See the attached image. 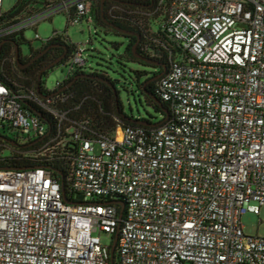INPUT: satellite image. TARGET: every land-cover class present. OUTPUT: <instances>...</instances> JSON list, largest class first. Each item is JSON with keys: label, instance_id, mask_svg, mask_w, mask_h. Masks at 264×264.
Listing matches in <instances>:
<instances>
[{"label": "built area", "instance_id": "built-area-1", "mask_svg": "<svg viewBox=\"0 0 264 264\" xmlns=\"http://www.w3.org/2000/svg\"><path fill=\"white\" fill-rule=\"evenodd\" d=\"M52 2L0 24V40L73 7V23L95 33L90 0ZM158 5L181 49L158 83L171 118L153 129L118 121L110 136L77 130L68 195L43 166L0 167V264H110L102 234L117 231L118 264H264V237L242 223L264 206V0ZM91 42L74 43L57 86L86 64ZM56 94L14 91L0 78V129L45 136L18 100L63 122L66 112L48 104Z\"/></svg>", "mask_w": 264, "mask_h": 264}, {"label": "trees", "instance_id": "trees-1", "mask_svg": "<svg viewBox=\"0 0 264 264\" xmlns=\"http://www.w3.org/2000/svg\"><path fill=\"white\" fill-rule=\"evenodd\" d=\"M90 3L96 35L102 31H112L128 40L124 54H117V60L120 63L124 59L130 60L150 69H133L131 72L139 91L145 92L143 96L146 103L160 113V119H153L154 116L151 115L149 118L127 115L121 107L119 91L116 86L118 80L111 78L108 72L93 68L88 63V58L91 56L89 54H87L86 64L77 67L74 73L67 80L58 84L56 88L60 89L66 86L75 78L72 84L58 92L48 102L52 108L66 112L63 122H59L57 117L36 101L25 98L18 100L27 111L41 119L46 125L47 134L31 138L10 125L5 128L1 127L4 131L8 130L9 132L6 133L5 131L3 134L0 132V167L43 166L51 171L55 180L61 183L67 195L74 169L77 130L86 136H110L118 121L140 126L144 129H153L171 118V109L168 102L161 97L158 83L159 79L169 71L171 61L181 51L180 46L168 36L163 28V23L167 18V7H160L158 0H104L103 9L102 0H90ZM52 4L53 2L50 0H17L11 10L4 12L0 24H9L16 19L32 16ZM75 8L73 7L69 12L58 11L67 15L68 25L73 23ZM46 18H51V16ZM116 27L131 31L134 34L125 33ZM30 28L36 30V26ZM26 29L20 30L6 39L17 41V37L20 36L25 40L24 31ZM1 42L2 40H0ZM74 43L66 32H55L36 51L43 50L45 45L53 47L30 68L20 71L16 69V63L12 62L10 65L8 61L13 46L3 44L0 54V78L14 91H26L32 86L37 90L40 69L63 54L65 56L58 64H65L75 51ZM134 44H136V52L139 56L134 55L132 49ZM114 46L117 48L119 45L114 43ZM89 50L90 48L87 49V51ZM110 60L112 59L110 58ZM49 70L42 73L40 81L42 95L50 93V90L43 83V76ZM161 73L163 74L160 77L155 78ZM108 82L113 84L117 90L118 103L114 90ZM44 102L47 101L44 100ZM121 113L125 117H122ZM136 120L143 122V124L136 123ZM9 133H13L14 136H9ZM5 138L17 144L14 145ZM6 151H9V154H4ZM112 264H118L117 250H115Z\"/></svg>", "mask_w": 264, "mask_h": 264}, {"label": "rangeland", "instance_id": "rangeland-1", "mask_svg": "<svg viewBox=\"0 0 264 264\" xmlns=\"http://www.w3.org/2000/svg\"><path fill=\"white\" fill-rule=\"evenodd\" d=\"M16 1L3 0V11L8 12L11 10L15 6ZM55 32H66L71 41L75 43L92 38V43L88 44V49L90 48V50L86 51L87 54L91 55L89 58L86 55L88 63L93 68L108 72L111 78L118 80L116 86L123 111L129 116L149 118L151 115L154 116L153 119H160V113L146 103L131 72L133 69H150L130 60L124 59L122 63L117 60V54H124L125 52L128 41L126 37L115 34L112 31H102L99 35H96L91 32L88 23L85 21L68 25L67 15L64 12H56L51 18H42L38 22L36 30L27 28L24 31L26 41L20 36L17 37L21 55L26 56L32 49H39L43 42L53 36ZM114 43L119 46L116 48ZM8 61L11 65L12 60L9 59ZM67 71L68 68L63 64L54 66L43 76L44 86L49 90H53L57 83L63 80ZM5 131L6 133L9 132L8 130ZM5 131L3 128L0 129L2 134ZM9 136L13 137L14 135L9 133ZM4 154H9V151ZM242 223L246 234L264 237V206L261 208L260 214L245 212L242 215ZM102 238L106 243H111V237L106 233L102 234Z\"/></svg>", "mask_w": 264, "mask_h": 264}, {"label": "water", "instance_id": "water-1", "mask_svg": "<svg viewBox=\"0 0 264 264\" xmlns=\"http://www.w3.org/2000/svg\"><path fill=\"white\" fill-rule=\"evenodd\" d=\"M103 2H104V0H102V9H103ZM102 14H103V13H102ZM107 23H108V22H107ZM109 24H110V25H113V24H111V23H109ZM113 26H114V25H113ZM116 29L121 30V31H123V32H125V33L134 34V33L131 32V31H127V30H125V29H121V28H119V27H116ZM6 41L12 42V43L14 44V59H15L16 64H17L18 66H21V53H20V47H19V44H18V42H17L16 40H13V39H5V40H3V41L0 43V54H1L2 45H3V43L6 42ZM132 49H133L134 55H135V56H139V54H137V52H136V44L133 45V48H132ZM43 52H44V51H43ZM43 52H42V53H43ZM40 54H41V53H40ZM64 56H65V54L59 56L57 59H55L54 61H52L51 63H49L47 66H45V67L39 72V75H38V80H39V82H38V85H37V92H38L43 98H50V97L53 96L54 94L60 92L61 90H64L67 86L71 85L72 82L74 81L75 78H74L73 80H71L70 82H68V84H67L66 86H64V87H62V88H60V89H58V90H56V91H53V92H51V93H49V94H47V95H42V93H41V90H40V81H41V79H42V73H43V71H45V70H47V69H51L52 67H54L55 65H57V64H58V63L64 58ZM143 59H144V58H143ZM162 74H163V73L157 75L155 78L160 77ZM108 83H109V82H108ZM109 85L112 86V88H113V90H114V93H115V96H116V99H117V103H118V93H117V90H116V88H115V86H114L113 84L109 83ZM120 115H121L122 117H125L123 113H121ZM130 119H134V118H130ZM132 121H134V120H132ZM135 122L138 123V124H143V122L138 121V120H136ZM5 139L8 140V141H10V142H11L12 144H14V145L17 144L16 142L11 141V140H9V139H7V138H5ZM62 191H63V193H65V189H64L63 186H62ZM110 202H111V203H118V204L121 205L120 217H122L123 212H124V205H125V204H124V201H121V200H114V201H110ZM118 236H119V232L117 231V232L115 233V235L113 236V238L111 239V244H110V252H111L110 260H111V264L113 263L114 254H115V250H116V245H117V241H118Z\"/></svg>", "mask_w": 264, "mask_h": 264}, {"label": "flooded vegetation", "instance_id": "flooded-vegetation-1", "mask_svg": "<svg viewBox=\"0 0 264 264\" xmlns=\"http://www.w3.org/2000/svg\"><path fill=\"white\" fill-rule=\"evenodd\" d=\"M57 1V0H56ZM5 40V39H4ZM17 42H18V40H17ZM3 44H11L12 46H13V49H14V44L12 43V42H9V41H6V42H4ZM18 44H19V42H18ZM53 46H50V45H45V47H44V49L43 50H41V51H36L35 49H32L31 50V52L28 54V55H26V56H22L21 55V66H16V69L17 70H23V69H28V68H30L39 58H41L45 53H47V51L49 50V49H51ZM44 51V52H43ZM43 52V53H42ZM41 53V54H40ZM51 63V62H50ZM49 64V63H48ZM47 64V65H48ZM47 65H45V66H47ZM44 66V67H45ZM44 67H42L41 69H40V71L44 68ZM47 70H49V69H47ZM47 70H45V71H47ZM39 71V72H40ZM45 71H43V72H45ZM142 94H145V92H143Z\"/></svg>", "mask_w": 264, "mask_h": 264}, {"label": "crops", "instance_id": "crops-1", "mask_svg": "<svg viewBox=\"0 0 264 264\" xmlns=\"http://www.w3.org/2000/svg\"><path fill=\"white\" fill-rule=\"evenodd\" d=\"M50 1H55V0H50ZM11 58L14 57V52L12 51L10 54Z\"/></svg>", "mask_w": 264, "mask_h": 264}, {"label": "clouds", "instance_id": "clouds-1", "mask_svg": "<svg viewBox=\"0 0 264 264\" xmlns=\"http://www.w3.org/2000/svg\"><path fill=\"white\" fill-rule=\"evenodd\" d=\"M3 41V40H2ZM13 51H14V49H13ZM15 60V59H14ZM16 63V62H15ZM58 65V64H57ZM58 90V89H57Z\"/></svg>", "mask_w": 264, "mask_h": 264}]
</instances>
